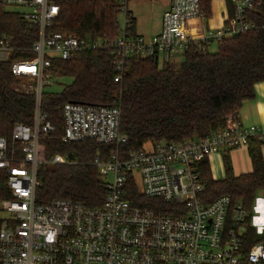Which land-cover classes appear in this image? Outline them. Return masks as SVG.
Segmentation results:
<instances>
[{
    "label": "built area",
    "instance_id": "1",
    "mask_svg": "<svg viewBox=\"0 0 264 264\" xmlns=\"http://www.w3.org/2000/svg\"><path fill=\"white\" fill-rule=\"evenodd\" d=\"M18 7L23 19L37 26L31 59H16L11 72L26 82L15 90L35 97L32 124L16 123L11 144L0 136V170L5 171L9 196L0 200V264H264V238L247 245L248 212L241 202L223 194L204 202L200 162L211 154L248 146L264 147V127L243 126L229 117L225 127L205 138L179 142L153 141L149 148L125 151L128 140L120 130V109L66 102L62 116L63 142L93 140L114 145L105 159L96 153L105 188L103 202L86 206L71 199L35 201L42 163L67 164V155H43L40 136L54 130L41 109V95L54 76L51 59L69 60L75 54L108 48L118 82L130 61L156 57L177 63L189 50L207 52L211 43L235 37L255 27L247 13L264 0H231L218 27L204 29L207 19L200 0H169L160 31L146 38L135 29L129 0H113L123 24L111 39L77 36L52 30L61 5L58 0H0ZM9 38L0 36V50L10 53ZM144 198L159 199L170 211L135 205L129 186Z\"/></svg>",
    "mask_w": 264,
    "mask_h": 264
},
{
    "label": "trees",
    "instance_id": "2",
    "mask_svg": "<svg viewBox=\"0 0 264 264\" xmlns=\"http://www.w3.org/2000/svg\"><path fill=\"white\" fill-rule=\"evenodd\" d=\"M202 11L210 15L211 0H200ZM61 5L52 30L77 36L111 39L118 30L117 9L113 0H58ZM232 13L231 0H226ZM255 27L235 37L223 39L214 52L189 50L179 63H162L156 57L130 61L122 77L116 74L108 48L86 50L69 60L51 59L55 77H68L59 92L43 91L41 109L54 130L40 136L44 157L67 155L74 163H42L37 169L39 184L35 190L38 204L54 199H71L86 206L103 202L105 188L97 167L92 164L97 152L105 159L115 148L93 140L63 142L62 110L66 102H82L120 109V130L128 140L125 151L141 150L148 142H179L187 138H205L225 127L229 117L236 118L246 100L255 98L254 85L264 82V3L247 13ZM0 36L9 38L12 51L0 60V136L11 144L14 124H32L35 97L16 91L18 78L11 72L16 59H31L38 28L11 11L0 1ZM12 147V144H11ZM252 171L235 175L228 153L223 155L225 176L212 178L207 158L199 165L204 183L203 200L210 202L228 194L232 203L241 202L248 212L247 245L258 241L250 225L256 193L264 189V162L261 144H248ZM5 171L0 170V200L9 196ZM131 203L155 210L170 211L159 199L144 198L129 186ZM264 233V231H263Z\"/></svg>",
    "mask_w": 264,
    "mask_h": 264
},
{
    "label": "crops",
    "instance_id": "3",
    "mask_svg": "<svg viewBox=\"0 0 264 264\" xmlns=\"http://www.w3.org/2000/svg\"><path fill=\"white\" fill-rule=\"evenodd\" d=\"M169 0H166L162 6V12L168 7ZM227 11L226 0H211L210 3V15L201 22L204 29L209 27H218L222 24ZM161 19V18H160ZM135 29H136V18ZM161 28V20L159 26L153 31L154 34L158 33ZM153 34V35H154ZM152 35V36H153ZM150 38V37H146ZM255 98L252 100H246L243 102L242 107L239 109L236 115V121L243 125H256L264 127V82H258L254 85ZM228 153L232 165V169L235 175L244 174L252 171L251 159L248 152V146H241L228 151L214 153L208 156L207 161L209 165L210 174L213 179L219 180L224 178L225 171L223 165V155ZM261 154L264 162V147H261ZM264 214V207H263ZM263 218V219H262ZM261 221H263L261 223ZM250 225L256 230L258 227L264 228V217L255 216L250 219Z\"/></svg>",
    "mask_w": 264,
    "mask_h": 264
},
{
    "label": "rangeland",
    "instance_id": "4",
    "mask_svg": "<svg viewBox=\"0 0 264 264\" xmlns=\"http://www.w3.org/2000/svg\"><path fill=\"white\" fill-rule=\"evenodd\" d=\"M166 0H129L128 7L133 13V16L136 18V31L143 35L144 37H152L154 34L153 31L159 26L161 18V10ZM11 11H19L18 7H6ZM118 25L121 28L123 24V14L119 13L117 15ZM217 49L216 43H211L209 45L208 51L214 52ZM9 57L8 52L0 50V60L7 59ZM182 58H179V63L182 61ZM161 65V63L159 64ZM26 82L25 80L18 79V84ZM71 82V78L68 77H54L53 82L44 88L45 91L50 92H59L65 84ZM150 142L144 145L145 148H149ZM44 156V154L42 155ZM263 207H264V189L259 190L256 193L253 207H252V218L255 216H263ZM8 214L0 210V219L6 218ZM263 219V218H262ZM263 221H261L262 223ZM264 228H256L257 239L261 240L264 238Z\"/></svg>",
    "mask_w": 264,
    "mask_h": 264
}]
</instances>
